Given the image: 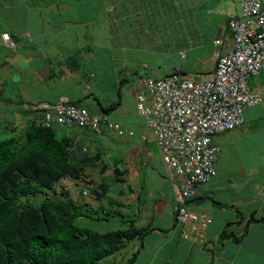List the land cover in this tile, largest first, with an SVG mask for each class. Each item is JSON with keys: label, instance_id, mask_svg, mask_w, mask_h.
I'll return each instance as SVG.
<instances>
[{"label": "crops", "instance_id": "0c3cea01", "mask_svg": "<svg viewBox=\"0 0 264 264\" xmlns=\"http://www.w3.org/2000/svg\"><path fill=\"white\" fill-rule=\"evenodd\" d=\"M73 3L50 0L36 6L31 0H0V35L10 33L15 43L12 50L0 38V127L22 129L29 119L40 117L35 110L39 103L59 97L90 106L91 114L100 113L92 109V102L104 108L112 105L109 120L132 136L117 139L104 129L99 134L61 129L101 156L91 167L96 184H112L106 195H90L84 203L97 215H102L101 209L107 212L108 220L101 222L112 223V229L99 231L123 229L119 213L132 217L136 229H152L142 243L125 242L103 264H125L134 254L131 264H264L262 77L248 81L261 103L243 110L240 127L213 137L219 147L215 176L188 201L191 210L209 218L199 241L180 237L175 220L178 181L167 178L154 140L135 109L139 79L177 71L188 75L183 60L198 75L213 71L216 56L232 47L228 23L240 18L239 1L131 0L135 12L132 17L128 12V19L120 14L126 27L114 33L110 19H72ZM169 14L176 16L174 23L166 21ZM177 24L182 25L173 34ZM126 34L133 43L125 44ZM129 53L130 65L125 59ZM179 53L183 58L165 64ZM196 199L203 202L195 204Z\"/></svg>", "mask_w": 264, "mask_h": 264}, {"label": "built area", "instance_id": "2783aa9c", "mask_svg": "<svg viewBox=\"0 0 264 264\" xmlns=\"http://www.w3.org/2000/svg\"><path fill=\"white\" fill-rule=\"evenodd\" d=\"M238 1L240 18L228 23L232 47L216 56L209 75L177 71L137 82L136 112L154 140L167 178L178 181L175 219L181 238L186 240L199 241L209 224V218L191 210L188 201L215 176L219 147L213 137L240 127L243 110L261 103L260 94L248 87V81L258 77L264 80V0ZM2 39L7 47L14 48L7 35ZM179 58H183L182 53ZM39 109L43 127L98 131L103 123L116 137L124 134L106 116H90L84 108L62 99L42 104Z\"/></svg>", "mask_w": 264, "mask_h": 264}, {"label": "trees", "instance_id": "16d2710c", "mask_svg": "<svg viewBox=\"0 0 264 264\" xmlns=\"http://www.w3.org/2000/svg\"><path fill=\"white\" fill-rule=\"evenodd\" d=\"M31 2L40 6L50 0ZM97 106L103 114L113 109ZM36 119L19 130L0 127V264H100L117 255L125 242L142 243L152 229L134 228L132 217L122 213L118 216L123 229L101 232L79 225V219L107 221V212L101 209L102 215H97L96 209L74 201L65 188L57 189V183L66 178L85 182L82 196L83 192L94 198L106 195L112 184L95 185L87 172L101 156L58 127L38 125ZM38 195V203L29 201Z\"/></svg>", "mask_w": 264, "mask_h": 264}, {"label": "rangeland", "instance_id": "374dc122", "mask_svg": "<svg viewBox=\"0 0 264 264\" xmlns=\"http://www.w3.org/2000/svg\"><path fill=\"white\" fill-rule=\"evenodd\" d=\"M72 1H74L73 6H75V7L71 6L72 9H70V11H69L71 17H74L75 19L79 18L80 16H81L80 19H110L111 29H112L111 32H113V33L116 30H118V27H120V26L126 27V26H123L122 22L119 20V19H123L120 17V14L122 16V13L124 12L123 17L125 19H128V17H127L128 12L130 14V17H132L131 12L132 11H133V13L135 12V10L132 7L131 0L125 1L124 3H122L121 0H84V1L72 0ZM79 2H82L81 6L79 5ZM154 17L157 18L158 16L156 15ZM165 19H168L166 21H169V19H171L170 21H173V23H174V21L176 20V16L174 14H169L168 17H166ZM179 25H182V24H179ZM179 25L177 24L176 28H175L176 25H174L173 34L178 31V27H181ZM127 29H128V27H127ZM125 38L128 42L125 44H131V42L132 43L134 42L132 40V37H129L127 34H126ZM166 40H168V39H166ZM125 59L127 60V63H129V65L132 64L130 53H129V55L125 56ZM177 61H179V56L178 55H171L170 57H168L166 59L165 64L171 65L173 63L175 64ZM182 64L184 66L186 74L193 75L192 73H194V72L191 69V67L186 64V61L183 60ZM141 68L143 69V67H141ZM148 74L151 75L152 73L149 72ZM194 74H196V73H194ZM108 100H111V101L114 100L113 92H111L110 85H108ZM91 107L94 110H96V109L98 110V107L93 102H92ZM86 108H87L89 114H91L90 113L91 110L89 109L90 106L86 105ZM126 137H128V136H126ZM126 137L124 136L123 138H126ZM87 170H88L87 172L91 176V178H92V175L96 176V175H94L95 168H88ZM92 182L96 185V182L94 180H92ZM57 186H61V188H65L66 190H68L69 196L79 204L80 203L84 204V203L89 201L90 196L82 197V195H81L82 183L80 181H72V180L66 178L62 181H59L57 183ZM40 197H41L40 195L30 197L29 201L32 202L33 204H36L39 202ZM78 223H79V225H82V226H85L87 228H91L94 230L112 229V226H113L112 223L106 224L104 222L90 221L87 219H79ZM104 260H106V259H104ZM104 260L102 262H100V264H103Z\"/></svg>", "mask_w": 264, "mask_h": 264}, {"label": "clouds", "instance_id": "9594fccd", "mask_svg": "<svg viewBox=\"0 0 264 264\" xmlns=\"http://www.w3.org/2000/svg\"><path fill=\"white\" fill-rule=\"evenodd\" d=\"M2 35H7L8 36V39H9V41H11L12 43H13V45H14V48H15V43H14V41H13V39H12V36L10 35V33H8V32H4V33H1V35H0V38H1V41H2V43L4 44V42H3V39H2ZM5 45V44H4ZM6 46V45H5ZM7 47V46H6ZM9 48V47H8ZM13 48V49H14ZM12 49V50H13ZM159 78V77H158ZM145 79V78H144ZM139 80H141V79H139ZM139 80H137V82L139 81ZM59 99H62V100H64L66 103H68V104H72V102H70V101H68L67 99H65L64 97H59L55 102H53V103H48V102H42V103H39L37 106H36V109L35 110H37L39 113H40V117L39 118H37L36 120H37V124L38 125H40V119L42 118V111L39 109V106L40 105H42V104H54V103H56ZM74 105V104H73ZM76 106H78V105H76ZM79 107H82V108H84L87 112H88V110H87V108H85L84 106H82V105H79ZM135 109H136V104H135ZM88 114H89V112H88ZM90 116H106V118H107V120H108V122H110V123H112L110 120H109V117H108V114H103V113H98V114H89ZM141 117V116H140ZM113 125H116L115 123H112ZM40 126H42V125H40ZM116 126H118V125H116ZM43 127V126H42ZM55 127V126H54ZM119 128H121L123 131H124V134H123V136L122 137H116V135L113 133V132H109L106 128H105V126L103 125V123H101L100 124V127H99V130L98 131H92V130H90V129H87V128H79V129H83V130H88V131H90V132H93V133H97V134H99L100 132H101V130L102 129H104V130H106L109 134H112L115 138H117V139H123V137L125 136H128V137H130V136H132L133 135V133L131 132V131H128V129H125V128H123V127H121V126H118ZM144 127H145V121H144ZM48 128V127H47ZM60 130L61 129H68V128H63V127H58ZM70 128H77V127H70ZM146 133H148L149 135H150V133L145 129L144 130ZM131 133V135H129L128 133ZM151 136V135H150ZM152 137V136H151ZM144 139H145V136H144ZM82 184H86L85 182H82ZM57 189H58V186H57ZM87 196H90V194L88 193V192H83V196L82 197H87ZM189 204V203H188ZM176 220V219H175ZM178 224V223H177ZM180 227V226H179ZM181 237V236H180Z\"/></svg>", "mask_w": 264, "mask_h": 264}, {"label": "water", "instance_id": "95a60500", "mask_svg": "<svg viewBox=\"0 0 264 264\" xmlns=\"http://www.w3.org/2000/svg\"><path fill=\"white\" fill-rule=\"evenodd\" d=\"M202 202H203V199H196V200L194 201L195 204H199V203H202Z\"/></svg>", "mask_w": 264, "mask_h": 264}]
</instances>
